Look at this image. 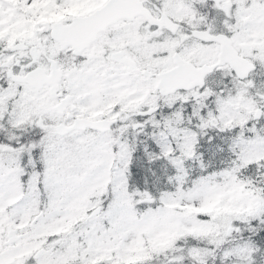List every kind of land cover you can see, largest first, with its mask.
<instances>
[{
  "label": "rangeland",
  "instance_id": "374dc122",
  "mask_svg": "<svg viewBox=\"0 0 264 264\" xmlns=\"http://www.w3.org/2000/svg\"><path fill=\"white\" fill-rule=\"evenodd\" d=\"M77 13L73 0H0V36L11 37L13 46H17L26 42L28 32L31 36L34 31L48 29L53 21L64 20ZM179 46L185 57L195 61H213L215 58L216 48L204 46L199 49L200 46L195 44L184 47L182 43ZM247 47L249 49L245 53L256 56L264 68V44L252 38ZM1 66L0 64V68ZM147 66L152 70L161 64L160 61H151ZM261 70L254 73L250 81L224 84L223 77L227 76L228 71L220 69L219 73L209 77L204 89L178 95L181 100H190L192 97L198 103L212 97L217 109L215 120L223 127L235 124L245 126L249 122L248 130L253 139L248 144L249 148L242 163L264 159V104L260 109L257 103V99L264 101V70ZM74 73L73 80L78 88L73 91V106L76 109L86 108L91 103V99L84 96L89 89L80 84L82 75ZM1 75L2 73L0 77ZM150 82V87H146L150 90L148 102L156 106L154 102L157 96L152 92L154 82L152 79ZM8 83L7 90H0V115L3 112L2 107L12 104V114L17 122L34 116L38 119L47 118L54 123L57 120L59 122L60 117L52 109L55 101L49 97L47 90L33 92L30 87H19L10 80ZM232 89L235 91L232 92ZM173 100L174 97L166 99V104L171 105ZM114 103V100H108L107 106L114 107ZM208 114L206 120L205 117L200 118V125L203 127L213 116ZM150 122L154 127L160 128L161 150L172 173L170 182L180 187L186 179V172L184 173L182 167L184 160L195 151V133L187 129L181 130L171 123H166L165 128L157 124L155 115ZM85 137L88 135L73 132L69 137L55 135L54 141L53 138L48 141L54 145L56 142L69 143L72 138ZM94 140L99 144L95 147V152L99 155L98 161L94 164L91 162L90 168L82 165L84 175H69L67 169L72 161L65 160L67 163L64 169L48 165L46 188L51 190L52 196L51 209L47 214L39 212L38 209L36 177L32 179L26 192L16 176L11 178L5 174L2 180L0 178V264H8L11 260L24 264L26 259L20 254L30 249H34L32 255L38 264H61L76 254L83 257L87 264H100L103 258L111 256L115 251L123 259H132L140 255L139 246H143L145 241L162 239L179 223L185 230L197 235H220L221 230L215 223L206 224L189 218L187 213L192 211L206 209L212 212L224 205L230 209L231 215L243 217L245 214L255 215L264 207V198L258 194L253 195L234 179L221 180L220 184L209 183L186 193L167 191L162 197L164 204L157 211L143 214L139 219L132 208V197L126 192L122 167L117 164L112 167L110 141L106 136L96 137ZM118 151L119 162H125L129 155L126 145L119 143ZM112 172L115 176L113 184L116 186L118 202L114 207L102 210L99 196L104 192L107 186L105 183ZM68 220L79 223L70 228L67 227ZM62 228L65 229L64 232ZM58 231L62 232L61 236L52 238L46 246L42 245L45 244L47 234ZM237 250L235 251L241 253L239 247Z\"/></svg>",
  "mask_w": 264,
  "mask_h": 264
},
{
  "label": "flooded vegetation",
  "instance_id": "af4514ba",
  "mask_svg": "<svg viewBox=\"0 0 264 264\" xmlns=\"http://www.w3.org/2000/svg\"><path fill=\"white\" fill-rule=\"evenodd\" d=\"M146 6L155 17L161 16V12L167 13L179 24L177 31L173 33L158 25L151 26L145 17L137 18L139 25L133 27H129L133 25L131 22L121 20L111 25L107 31L99 33L97 40L87 49L75 54L70 47L62 49L51 40L50 31L43 30L35 34L40 37H36L31 45L28 39L27 58L13 61L12 64L2 62L3 70L25 72L37 65L47 67L54 58L70 77L73 70H79L82 74L81 84L89 89L85 96H95V102L89 108L78 110L72 106L71 112L66 113V119L73 123L74 115L92 119L112 115L122 118L125 110L134 106L136 96L148 99L149 94L144 87L149 84L151 76L157 79L159 73L145 67L149 56L156 62L160 61L164 70L165 64L179 52L178 41L203 44L195 31L238 38L233 44L240 52L252 38L264 44V0H146ZM136 35L137 43L131 46L130 40ZM176 39L177 42H174ZM208 45L218 46L219 49L217 43ZM54 47L57 50L53 52L51 49ZM72 86L69 80L63 93L67 94ZM113 97L121 106L119 110L104 106L105 101ZM140 107L141 104L137 103L134 111L143 117L145 111L140 110ZM129 115L127 112L125 117Z\"/></svg>",
  "mask_w": 264,
  "mask_h": 264
},
{
  "label": "trees",
  "instance_id": "16d2710c",
  "mask_svg": "<svg viewBox=\"0 0 264 264\" xmlns=\"http://www.w3.org/2000/svg\"><path fill=\"white\" fill-rule=\"evenodd\" d=\"M182 104L178 107L184 121L180 124L178 123L180 128L183 127V124L195 122V117L190 121V117H193L192 113H187L190 106L185 103ZM192 110H194V107H192ZM174 115L176 113L167 114L169 119H172ZM4 120L1 119L0 124V153L8 150L5 146L13 147L20 152L17 160L1 162L0 173L7 168L14 169L19 172L20 178L27 182L30 179L29 177L37 171L40 174L39 189L42 192V200L44 204H47L50 198V193L45 189L47 155L55 150V152L60 151V154L64 157L68 148H62L59 144L53 148L48 147V143L45 141L47 132L40 129L39 125H37V131H33L29 124L14 126ZM245 136L247 137V135ZM123 140L128 142L130 151V158L126 167L127 186H129L132 194L143 197V202L137 207L138 213L141 214L143 212V215L157 211V206L162 204L160 195L164 190L170 189V185H168L165 178L166 173L163 170V163L158 158L147 159L142 151V145H149L152 151L161 154L158 139L147 131L145 133H126ZM202 148L207 149L210 147ZM227 148V157L224 158L227 162L230 159L231 165L229 168L235 170L232 174H235V181L241 185V180L252 179L254 184H249L254 189L253 191L264 193V181L259 175L256 164H249L243 170L237 167L245 149L244 145L241 144L240 137L233 138ZM113 152L114 161L116 162L118 160L116 145ZM223 169V167L208 168L211 171H219V175ZM188 172L192 173L190 179L195 181L193 184L196 187L200 185L199 181L204 178L205 172L204 165L199 160L198 151L194 157L189 159ZM107 187V193L102 196L104 198L101 201L102 209H106L108 203L114 200L112 187L109 185ZM49 207H45L44 211L48 212ZM214 214L212 216L207 210L198 209L189 213L188 216L198 222H217L219 224L218 227L221 229V235H216V237L207 233L196 235L185 230L183 226L177 225L170 230L171 234L164 241H157L154 244L146 242L143 248L140 249V256L135 258V262L137 264H264V207L255 215L240 217L231 215L230 211L227 212V209L221 205ZM68 222L67 227L72 224L70 221ZM227 229H231V231L224 235ZM64 231L65 229L62 228V232ZM62 232H50L45 238V244L43 243L42 245L46 246L48 241L56 236H61L60 233ZM239 245H243L247 250L246 256L245 254L239 256L235 252V247ZM28 251V253L25 252L22 255L26 259L24 264H38L32 255L34 249ZM8 264L21 263L11 261ZM61 264H82V262H77L74 259ZM102 264L127 263L123 260L109 258V260H104Z\"/></svg>",
  "mask_w": 264,
  "mask_h": 264
},
{
  "label": "water",
  "instance_id": "95a60500",
  "mask_svg": "<svg viewBox=\"0 0 264 264\" xmlns=\"http://www.w3.org/2000/svg\"><path fill=\"white\" fill-rule=\"evenodd\" d=\"M122 9V11H120ZM139 14L137 10V4L135 0H109V2L99 8L92 14L84 18H75L72 24L62 28L59 23H53V33L52 36L60 41L66 40L68 44L77 46L79 43L81 45H86L89 41L93 40V37L100 31L104 30L112 22H116L121 17H126L132 20L136 15ZM171 24V23H170ZM170 26V25H169ZM173 29V24L171 25ZM202 38L205 40H217L221 47V52L219 53V61L217 65L221 66L229 63L231 67L234 68L236 74L239 78H244L251 68L254 66L250 65L248 60L238 55L230 44V40L227 36H209L203 34ZM177 67L168 73L161 75V80L159 87L163 93H169L170 91H175L179 88H192L196 85H203V77L205 74L213 70V68L204 67L202 69H196L193 65L189 64L182 58L175 56ZM51 75L47 76L40 69H35L32 73L26 74V76L12 75L13 79L17 82H28L31 86L42 87L44 83L51 86L52 96L53 92H56L57 83L61 80V71L56 69V67L51 68ZM190 79L194 80L190 83ZM68 99L63 102V106L59 112L63 113ZM103 122L99 124H103ZM100 129H104L101 127ZM70 127H61L59 131L61 133L69 132Z\"/></svg>",
  "mask_w": 264,
  "mask_h": 264
}]
</instances>
